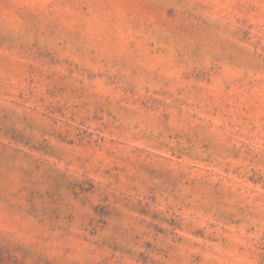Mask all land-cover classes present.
Instances as JSON below:
<instances>
[{"label":"rangeland","instance_id":"rangeland-1","mask_svg":"<svg viewBox=\"0 0 264 264\" xmlns=\"http://www.w3.org/2000/svg\"><path fill=\"white\" fill-rule=\"evenodd\" d=\"M0 264H264V0H0Z\"/></svg>","mask_w":264,"mask_h":264}]
</instances>
